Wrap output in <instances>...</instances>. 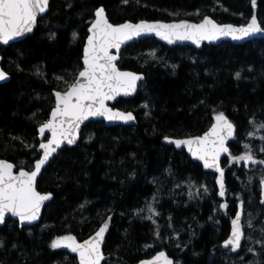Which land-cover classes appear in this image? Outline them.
<instances>
[{
  "label": "trees",
  "instance_id": "16d2710c",
  "mask_svg": "<svg viewBox=\"0 0 264 264\" xmlns=\"http://www.w3.org/2000/svg\"><path fill=\"white\" fill-rule=\"evenodd\" d=\"M99 6L105 7L113 23L199 21L206 15L236 24L257 15L264 23V0H256L255 7L251 0H53L32 35L9 47L0 46L2 65L12 76L0 84V156L18 167L31 169L39 158L38 127L49 119L55 104L53 91L67 87L57 77L71 83L80 70L88 27ZM74 32L78 33L75 41ZM49 33L56 38L50 39ZM119 65L146 75L134 98L117 103L136 113L138 125L108 127L103 121L85 125L79 144L62 149L38 181L41 191L54 194L41 222L21 228L10 218L0 227V239L6 243L0 250V264H77L65 250L52 249L51 241L65 234L83 240L108 216L112 220L105 243L110 255L106 264H135L162 249L178 264H234L244 254L243 249L237 254L225 250L221 243L229 235L239 200L244 199L247 207L250 193L264 208L260 178L252 176L259 164L233 163L225 157L228 194L220 199L215 174L184 150L163 143V138L202 135L216 111H224L237 126L232 154L242 155L244 145L250 144L256 158L264 160L259 151L264 131L250 123L253 117L257 123L264 121V39L196 49L145 38L127 45ZM237 71L240 80L235 79ZM145 103L148 109L142 107ZM254 131L256 137L248 135ZM200 185L209 191L201 188L198 196H189ZM225 201L226 213L219 207ZM148 205L160 213L154 216L159 239L154 235L157 224L143 218L150 214ZM139 209L144 211L137 215ZM249 264H264V250Z\"/></svg>",
  "mask_w": 264,
  "mask_h": 264
},
{
  "label": "snow or ice",
  "instance_id": "6c2138e0",
  "mask_svg": "<svg viewBox=\"0 0 264 264\" xmlns=\"http://www.w3.org/2000/svg\"><path fill=\"white\" fill-rule=\"evenodd\" d=\"M50 0H0V44L8 45L11 41L25 37L32 33L37 26L38 17L49 9ZM128 3V0H124ZM252 6H256V0H251ZM71 7V5H69ZM94 19L88 28L86 43L82 50V65L80 70L72 77L71 83L64 76H58L67 87L63 91H56L55 106L51 110V118L39 126V149L42 155L36 159L30 170H25L23 165L17 171V165L6 159H0V225H6L9 218H17L21 227L25 223L32 224L40 219L41 210L46 201L52 198V193H41L37 190V177L49 160L65 145H75L80 139L81 125L90 118H104L109 122L122 121L133 122L137 119L132 111H121L109 106L121 96H131L137 91L138 82L143 80L142 74L132 71H122L117 61L120 58L121 47L129 41L141 36L155 34L169 43L180 40H190L200 45L203 41L219 40L222 37H230L233 40H244L257 35L264 36V23L255 15L251 16L248 23L240 26L233 24H219L211 17L205 16L200 23L181 21L179 23L149 22L141 20L138 23L131 21L125 23H112L103 6L94 10ZM73 40L78 39V33L72 34ZM50 39H55V33H49ZM115 50V54L113 53ZM155 58V53H151ZM3 57H0L2 60ZM173 69L177 66L173 65ZM252 71V69H248ZM37 74L40 75L39 69ZM235 79L240 80L242 74L235 72ZM9 79V73L0 68V81ZM201 103H204L201 101ZM143 108L148 109L145 103ZM35 115V114H33ZM150 115V112L146 113ZM214 123L202 136H194L186 139H173L165 136L164 139L177 148L187 147V151L198 161L203 162L205 169H213L219 174V196H226L225 169L221 167V157L227 154L233 163L245 162L246 164L264 165V160L257 159L250 144H245L242 155H233L228 142L235 138L236 125L224 111H216ZM257 131H264V121L257 123L253 117L250 121ZM50 133L51 138L45 137ZM256 137V132L248 133ZM94 136H88L91 141ZM264 141V135L259 136ZM32 147H35L33 145ZM264 153V144L259 148ZM169 171V175H171ZM133 176L135 173L132 174ZM249 177V181H251ZM261 204H264V175L261 176ZM180 185H177L179 187ZM191 187H195L194 183ZM209 191L206 185L195 188V193L189 191V196L199 195L200 189ZM155 201V197H153ZM87 204H81L84 208ZM245 201H239V210L231 219V232L224 240L223 247L231 252H239L242 241L251 239L246 237L243 217ZM225 213L228 203L225 201L220 206ZM150 213L143 217L157 224L154 216L160 213L152 205L147 206ZM137 210V215L143 212ZM251 217V213L248 214ZM171 220V217L168 218ZM111 216H108L95 234L89 239L80 242L75 235L57 236L51 241L52 249L67 248L72 253L78 254L79 264H106L107 257L103 251L105 235L109 230ZM247 227L252 228V219L247 221ZM264 232V228L261 229ZM154 235L160 238L159 225L157 224ZM179 239V236H177ZM264 248V240L256 241ZM180 247L179 244L176 245ZM13 248L17 245L13 244ZM6 248V243L0 239V250ZM246 251H254L248 248ZM243 260V257H241ZM139 264H178L164 251L158 252L151 259H144Z\"/></svg>",
  "mask_w": 264,
  "mask_h": 264
},
{
  "label": "water",
  "instance_id": "95a60500",
  "mask_svg": "<svg viewBox=\"0 0 264 264\" xmlns=\"http://www.w3.org/2000/svg\"><path fill=\"white\" fill-rule=\"evenodd\" d=\"M52 1H53V0H50V2H49V9H48V11H47L46 13L42 14V16L38 17V20H37V26H38L39 20L42 19L43 17H45V16L48 14V12H49V10H50V6H51V2H52ZM103 7H104V6H103ZM104 8H105V7H104ZM105 11H106V13H107V10H106V9H105ZM107 15H108V14H107ZM206 16L211 17L212 19H214V20H215L217 23H219V24H233V25H236V26L244 25V24H236V23H232V22H219L218 20H216V19H215L213 16H211V15H206ZM255 16L257 17V15H255ZM204 17H205V16H204ZM204 17H203V18H204ZM108 18H109V17H108ZM203 18H202V19H203ZM257 18H258V17H257ZM202 19H201V20H202ZM250 19H251V18H250ZM250 19L248 20V22L250 21ZM109 20H110V19H109ZM141 20H147V21H149V22H157V21H158V22H163V23H174V22H175V23H179V22H181V21H185V20L188 21V22H190V23H200V22H201V20H199V21H194V20H191V19L182 18V19H174V20H160V19H156V20H154V19H140V20H138V21L126 20V21L121 22V23H125V22H128V21H131L132 23H138V22H140ZM258 20H259V18H258ZM259 21H260V20H259ZM110 22H112V21L110 20ZM248 22H247V23H248ZM112 23H113V22H112ZM116 24H119V23H116ZM245 24H246V23H245ZM37 26H36V28H37ZM90 26H91V24L89 25V27H90ZM89 27H88V28H89ZM36 28H35V29H36ZM35 29H34V31H35ZM34 31H33L32 33L27 34L25 37L19 38V39L15 40V41H11L8 45L0 44V46H3V47H9L10 45H12V44H14V43H18V42H20V41L26 39L28 36L32 35V34L34 33ZM88 34H89V33H88ZM145 38H154V39H156L157 41H159L160 43L165 44V45H167V46H169V47H175V46H192V47H194V48H196V49H201V48H203V46H204L205 44H207V45H214V46H217V45H220L221 43H223V42H225V41H227V42H231V43H234V44H244V43H246V42L253 41V40H255V39H264V36L257 35V36H254V37L246 38V39H244V40H233V39H231L230 37H222V38L219 39V40H214V41H203L200 45H197V44L193 43V42L190 41V40H183V41L178 40V41H176L175 43H169L168 41L161 39L160 37L156 36L155 34H149V35L141 36V37H139V38H136V39H134V40H132V41L127 42L126 44H124V45L121 47V49H120V53H119L120 58H119V60L117 61V65H118V67H119L122 71H132V72H136V73H138V74H142L143 77H144L143 80H145V78H146L145 73H143V72H139V71H135V70H132V69L121 68L120 65H119V62H120V60H121L122 52H123V50L127 47V45H129V44H131V43H134V42H136V41H139V40H141V39H145ZM85 43H86V41H85ZM113 53L115 54V50H113ZM0 57H3V59H4V55L1 54V53H0ZM3 59L0 60V68H3L6 72H8V71L3 67V65H2ZM8 73H9V72H8ZM11 78H12V76H11V74L9 73V79L6 80V81H0V84H4V83L9 82V81L11 80ZM143 80H141V81L138 82L137 91H136L133 95H131V96H121V97H118L116 101H112V102H110L109 106L114 107V108H117V109H120L121 111H132V110H124V109L118 107V106H117V103L119 102L120 99H132V98H134V97L138 94V92H139V88H140V83H141ZM56 91H63V90H60V89H56V90H54V91H53V96H54V93H55ZM54 102H55V96H54ZM54 106H55V104H54ZM132 112L134 113V115H136V113H135L134 111H132ZM225 114L227 115V113H225ZM214 116H215V115H214ZM227 116H228V115H227ZM136 117H137V115H136ZM228 117H229V116H228ZM50 118H51V113H50L49 119H50ZM229 119H230V117H229ZM230 120H231V119H230ZM91 121H103V122L106 124V126H108V127L117 126V125H125V126H136V125H138V118H137L135 121H133V122H129V123H124V122H122V121L109 122V121H107V120L104 119V118H90L88 121H85L84 124L81 125V129H80V139L77 141V143H76L75 145H65V146H63L60 150H58V152H57L56 154H54V156L49 160L48 164H46V165L44 166V168L41 170V174L37 177V190L40 191L41 193H52V198H51L50 200H48V201L45 202L44 207H43L42 210H41V216H40V219L37 220V221H35V222H33L32 224L25 223V225H24L23 227H32V226L38 225V224L41 222L42 218H43V214H44L45 208H46L47 205H48L49 203H51V201L54 199V194H53V192H50V191H41V190L38 188V181H39L40 177L42 176V174L44 173V171L47 169V167L49 166V164L51 163V161L56 157V155H58V153H59L62 149H64L65 147H75V146H77V145L79 144V142H80V140H81L82 131H83L85 125H87V124H88L89 122H91ZM214 122H215V121H214V117H213V123H214ZM213 123H212V124H213ZM233 123H234V122H233ZM234 124H235V123H234ZM235 125H236V124H235ZM209 129H210V128H209ZM209 129H208V130H209ZM208 130H207V131H208ZM207 131H206V132H207ZM236 133H237V126H236ZM202 135H203V134H202ZM202 135H196V136H202ZM38 137H39V139L41 140V138H40V136H39V127H38ZM45 137L48 138V139H50V138H51L50 133H45ZM168 137H171V138H173V139H186V138L194 137V136H188V137H174V136H168ZM235 137H236V135H235ZM234 139H235V138H234ZM234 139H232V140H230V141L228 142V146H229L230 150H231V142H232ZM163 143H165V144H167V145H169V146H173V147L176 148L177 150H184V151L188 154V156H189L193 161H195V162H197V163H199V164H201V165L203 166V162H202V161H198V160H196L194 157L191 156V154L187 151V147H186V146H185V147H182V148H177L174 144H170V143H168L167 141H165L164 138H163ZM37 150H38V152H39V154H40V156H41V155H42V150L39 149V145H38V147H37ZM40 156H39V157H40ZM225 157H228V155H227V154H224V155L221 157V167H223V168L225 169V185H226V196H225V197H220V196H219V184L217 183V180H218L219 174H218L217 172H215V170H213V169H205V168L203 167L204 170L209 171V172H212V173L215 174V176H216V185H217V189H218V196H219L220 199H225V198L227 197V194H228V186H227V169H228V168H227V166L224 165V159H225ZM0 159H6V160H8L9 162H12V163L16 164L15 162H13V161H11V160H9V159H7V158H3V157H1V156H0ZM34 163H35V162H34ZM16 165H17V164H16ZM24 168H25V167H24ZM16 170H17V171L19 170L18 165H17V169H16ZM25 170H30V169L25 168ZM260 198H262V194H261V183H260ZM243 200H244V199H243ZM239 201H240V200H239ZM239 201H238V203H237V210H236V212L239 210ZM244 201H245V200H244ZM262 205L264 206V204H262ZM245 209H246V201H245V205H244V211H245ZM236 212H235V214H236ZM235 214H234V216H235ZM234 216H233L232 218H234ZM244 217H245V215H244ZM244 217H243V223H244ZM9 219H10V218H9ZM9 219H8V220H9ZM11 219H13V220H15V221L18 222V219H17V218H11ZM3 226H4V225H0V227H3ZM100 226H101V225H100ZM100 226H99V227H100ZM20 227H21V226H20ZM23 227H21V228H23ZM99 227H98V228H99ZM98 228H97V229H98ZM97 229H96V230H97ZM96 230H95V231H96ZM109 230H110V227H109ZM109 230H108V232H109ZM95 231H94L89 237H87V238H85V239H83V240H80L79 238H77V239H78L80 242H83L84 240H87V239H89L91 236H93V235L95 234ZM108 232H107L106 235H105V242H104V245H103V251H104V253H105L107 259L110 257V255L107 254L106 251H105V243H106V239H107V236H108ZM230 232H231V228H230ZM230 232H229V235H230ZM245 233H246V231H245ZM65 235H69V234H65ZM229 235H228V236H229ZM62 236H63V235H62ZM228 236H227V238H228ZM227 238H226V239H227ZM224 240H225V239H224ZM224 240H223L222 243H221V247H222L223 249H225V250H229V249H226V248L223 247ZM244 241H245V240L242 241V246H241V249L239 250L238 253H240V252L242 251ZM61 249L65 250V251H66L67 253H69L70 255H73L74 257H76V259H77V264H79L78 254H76V253H72L71 250H70V249H67V248H61ZM160 251H164V252H166V253L168 254V256H169L170 258H172V259L175 261L174 257H172V256L169 254V252H168L167 250L162 249V250L157 251L155 254H153V255L150 256V257H146V258H142V259H140V260H139L138 262H136L135 264H139V262H140L141 260H144V259H151L154 255H156V254H157L158 252H160ZM233 253H236V254H237V252H233Z\"/></svg>",
  "mask_w": 264,
  "mask_h": 264
},
{
  "label": "rangeland",
  "instance_id": "374dc122",
  "mask_svg": "<svg viewBox=\"0 0 264 264\" xmlns=\"http://www.w3.org/2000/svg\"><path fill=\"white\" fill-rule=\"evenodd\" d=\"M254 172L252 173V176H255L259 179V184L261 181V176L264 175V168L259 165L256 166V169H253ZM264 207V206H263ZM249 213H251V217H249ZM252 219L253 227L249 228L247 227V221L248 219ZM244 224H245V231H246V237L251 236V239H245L243 243V251L244 254L242 255L243 260L238 259L234 262V264H249L254 261L256 256L261 250H264V248L261 247L259 243H256V241L264 240V232L261 231L262 228H264V208L263 210L260 209L257 205V202L253 195L250 193L248 194L247 199V207L245 209V217H244ZM248 248H253L254 251H246Z\"/></svg>",
  "mask_w": 264,
  "mask_h": 264
}]
</instances>
